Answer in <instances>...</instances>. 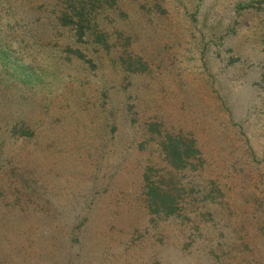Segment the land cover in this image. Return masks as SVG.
Masks as SVG:
<instances>
[{
	"label": "rangeland",
	"instance_id": "374dc122",
	"mask_svg": "<svg viewBox=\"0 0 264 264\" xmlns=\"http://www.w3.org/2000/svg\"><path fill=\"white\" fill-rule=\"evenodd\" d=\"M100 1L90 66L55 0H0V106L18 139L0 175L33 155L40 207L81 225H21L2 202L0 264H264V0ZM169 138L193 146L186 164L158 152Z\"/></svg>",
	"mask_w": 264,
	"mask_h": 264
},
{
	"label": "trees",
	"instance_id": "16d2710c",
	"mask_svg": "<svg viewBox=\"0 0 264 264\" xmlns=\"http://www.w3.org/2000/svg\"><path fill=\"white\" fill-rule=\"evenodd\" d=\"M60 0H55L56 7L61 6L60 13L57 12L56 26L58 29L61 30H68L69 37L68 41L73 44H79L85 46V50H88L91 53L90 58H87L84 52L81 50L80 46H76L77 48L71 50L68 48L69 53H72V57L79 59L78 61L82 60L83 63H88L93 65L94 59L99 52L97 50L98 43L106 44L104 35L99 28L101 26V18L103 8L101 6L100 0H66L62 2L60 5ZM68 57V56H67ZM0 106V163L4 161L5 158H8L11 155L10 150L7 147H10L11 144L16 143L18 139H14L15 132L7 131V123L4 121L5 119L2 117V112ZM25 128L22 129L23 133L30 135V133L25 132ZM33 132L31 133L32 136ZM21 141V140H20ZM22 142V141H21ZM163 146V147H162ZM160 146L161 152L164 149V153H167V159L171 160L173 165L181 166L186 164L189 160V152L193 149V146L189 144H178L171 138L167 141H164ZM21 156V155H20ZM33 155L25 154V158L21 162L20 159H16V156L10 162V171L8 173L0 175V204L4 202V207L10 211L8 214H4V219L9 214H15L14 217L16 220L20 221L21 225L26 221L31 225L34 219H40V222H50L51 218H57L56 216H63L64 222L67 225H70L72 229L76 227L81 230V225H77L79 222L76 218L71 217L70 211L62 214L61 212L56 211H48L51 208L43 209L41 208V204L45 207L46 204H43L44 201L47 199L45 195L42 193V186H45V183H35L31 177H27L25 179L23 175V170L25 168H30L31 164L28 160L31 159ZM7 163V160L5 161ZM21 162V163H19ZM149 185V187H148ZM146 188L149 192L147 195L151 197V201L154 204L161 203L165 207L167 199V193L162 192L160 188H156V185L150 186L148 184ZM41 186V187H40ZM22 205V206H21ZM26 206L28 210H26ZM33 207V209H32ZM36 214L35 218L29 217L30 210ZM78 211H76L77 213ZM163 213V212H162ZM31 215V214H30ZM85 217V216H84ZM23 230V228H22ZM43 237H47V234H44ZM49 253V252H48ZM38 255V257H36ZM42 253H39L37 250L34 252H30V256L39 257Z\"/></svg>",
	"mask_w": 264,
	"mask_h": 264
}]
</instances>
